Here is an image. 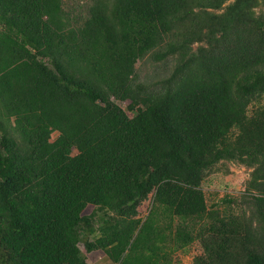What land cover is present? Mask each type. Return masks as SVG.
<instances>
[{"label":"trees","instance_id":"1","mask_svg":"<svg viewBox=\"0 0 264 264\" xmlns=\"http://www.w3.org/2000/svg\"><path fill=\"white\" fill-rule=\"evenodd\" d=\"M228 1L0 0V264H264V13ZM147 56L176 60L160 88ZM221 161L251 168L225 210Z\"/></svg>","mask_w":264,"mask_h":264},{"label":"rangeland","instance_id":"2","mask_svg":"<svg viewBox=\"0 0 264 264\" xmlns=\"http://www.w3.org/2000/svg\"><path fill=\"white\" fill-rule=\"evenodd\" d=\"M229 0L227 3H229ZM91 4V0H66L67 9H71L73 13L85 14L87 7ZM257 13H264V0H260V5L256 8ZM176 60L174 57H170L163 61H154L150 56L140 60L137 65L136 71L130 74L131 80L145 82L151 89H157L162 87V79L169 76L174 68ZM122 79V78H120ZM113 100L119 104L130 117L136 115L140 109L145 107L141 105L138 107H130L131 100H120L116 97ZM256 102V101H255ZM264 103V97L260 98V102L255 104ZM252 109V108H251ZM59 134V131L55 130L52 134L54 140ZM76 152V149L74 150ZM251 168L237 162V161H221L215 166L211 172L207 175L203 182V189L205 191L206 199L209 205L213 203L218 204L220 209H227L229 204L224 201L226 195H230L234 200L241 199L244 191L246 190L247 180L250 177ZM238 203H232L230 207L234 212H240L241 206ZM152 205L151 197L146 200L140 207V216L145 217ZM92 207V206H90ZM91 208H88L90 211ZM82 248H85L82 244ZM174 250L171 253V264H194V257L198 253H202V247L200 242L196 240L187 247H176L171 245ZM89 264H111L105 258V253L102 250H96L88 253Z\"/></svg>","mask_w":264,"mask_h":264},{"label":"built area","instance_id":"3","mask_svg":"<svg viewBox=\"0 0 264 264\" xmlns=\"http://www.w3.org/2000/svg\"><path fill=\"white\" fill-rule=\"evenodd\" d=\"M196 255H198V253Z\"/></svg>","mask_w":264,"mask_h":264}]
</instances>
